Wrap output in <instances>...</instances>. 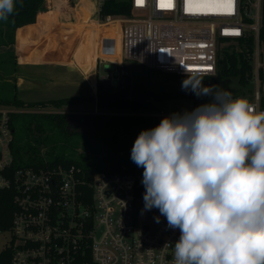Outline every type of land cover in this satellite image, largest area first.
I'll return each instance as SVG.
<instances>
[{"label":"built area","instance_id":"2783aa9c","mask_svg":"<svg viewBox=\"0 0 264 264\" xmlns=\"http://www.w3.org/2000/svg\"><path fill=\"white\" fill-rule=\"evenodd\" d=\"M262 1L233 0L228 10L222 0H171V7L169 0H129V16L102 17L103 0H97L94 46L104 56L120 49L114 59L95 56L113 67L100 82L124 84L127 62L178 76H213L222 42L253 35L252 92L234 96L250 97L264 111L258 74ZM27 111L0 105V189L10 190L15 203L10 228L0 230L4 248L12 250L10 264H171L180 231L168 228L156 208L141 214L140 174L97 172L90 180L75 164L15 166L12 115ZM145 116L160 122L170 115Z\"/></svg>","mask_w":264,"mask_h":264},{"label":"clouds","instance_id":"9594fccd","mask_svg":"<svg viewBox=\"0 0 264 264\" xmlns=\"http://www.w3.org/2000/svg\"><path fill=\"white\" fill-rule=\"evenodd\" d=\"M15 9L16 0H0V21ZM181 88L210 100L135 139L141 214L156 208L179 229L171 264H264V111L199 74Z\"/></svg>","mask_w":264,"mask_h":264},{"label":"trees","instance_id":"16d2710c","mask_svg":"<svg viewBox=\"0 0 264 264\" xmlns=\"http://www.w3.org/2000/svg\"><path fill=\"white\" fill-rule=\"evenodd\" d=\"M49 1V2H48ZM61 2L66 0H46V5L49 3L50 8L53 4L61 6ZM22 3V7L20 6ZM70 4L71 3H66ZM81 5H74V9L80 11L83 14L84 26H89L91 17L97 8V0H81ZM45 6V0H16L15 12L9 17L8 21H0V47H10L16 44V38H18V53L21 49H30L29 44L32 43V37L38 33H45L49 35L52 43L57 44L59 47H63L61 44V36L66 33H74L72 24L67 23L66 17L61 14V21L53 18L57 13V10L50 11V17L44 22L34 20L38 12L42 11ZM100 14L105 17L109 14H131V6L129 0H103ZM39 15V14H38ZM85 15V16H84ZM65 22V23H64ZM61 25H56V24ZM92 24H95L93 22ZM54 26V27H53ZM59 26V27H56ZM86 26V27H87ZM85 28V27H84ZM47 30V31H46ZM92 36V35H91ZM48 37V36H47ZM92 37L90 39V52L93 56L102 55V52L98 50H92L94 43ZM49 43V42H48ZM260 43V60L264 61V0L262 1V18L259 32ZM50 44V43H49ZM72 47V54H58L55 49L49 48L52 54L49 53V61L61 63H73L74 56L80 47ZM71 48V49H72ZM116 49L114 51L105 53V56H116L119 53ZM69 52V51H68ZM71 53V52H70ZM101 53V54H100ZM112 53V54H111ZM254 53H255V37L248 35L246 38H241L236 42H231L226 48L218 51V63L217 72L213 76H202L205 84L218 85L220 88L225 89L232 93V95H247L252 92V86L254 81ZM264 64V63H263ZM18 72V64L16 55L14 52H6L0 54V105L12 104L18 108H30L36 106H52L60 108L64 104H70L80 101L95 100L100 112H107L110 110H122L128 112L127 114H94L89 115L90 128L88 131H84L85 140L88 143V150L90 152H96L100 149V140L104 144V148L113 154L117 155L110 163V167L103 172H126V173H138L141 175V179L137 183L136 194L143 196L145 188L142 181L143 168L138 167L131 160V149L135 139L142 130L151 129L158 125V120L152 119L146 120L147 116L138 114H130V112L139 111H156V101L165 99L166 97L186 95L196 97L191 92L183 91L182 88L173 91L171 94L154 92L152 90H141L138 85L131 86L129 80L125 86H121L113 93L112 89L106 88L102 82L98 84V94L96 97L93 95L90 97L74 96L70 98L50 100L49 102H32L26 103L23 99L18 97L17 84L14 79L15 74ZM259 80L264 84V67L259 68ZM174 75V74H172ZM178 76V75H177ZM234 77L237 78L239 88H227L221 85V81L225 78ZM5 91V95L9 92L12 94L11 100L5 99L2 96V92ZM262 91V90H261ZM8 96V95H7ZM10 97V96H9ZM261 106L264 108V91L261 96ZM18 114L12 115V128L15 131L14 119ZM69 114L62 112L47 113L43 112L42 117L38 121L27 119L24 121L22 128L28 133L32 134L34 138L39 135H45L47 138L52 132H58L69 137L72 132L67 128V119ZM15 166H44L46 164H62L63 166H69L75 164L82 167L86 171V176L91 180L92 176L100 171V165L98 167H90L88 163H82L79 160L69 158L64 153L56 154L52 159L48 158V154H52L51 148H39L33 142H21L18 141L13 144ZM126 153L129 155L126 157ZM15 211L14 196L10 190L0 189V230L6 231L10 228L12 218ZM12 256V250L10 247H6L0 250V264H10Z\"/></svg>","mask_w":264,"mask_h":264},{"label":"rangeland","instance_id":"374dc122","mask_svg":"<svg viewBox=\"0 0 264 264\" xmlns=\"http://www.w3.org/2000/svg\"><path fill=\"white\" fill-rule=\"evenodd\" d=\"M76 0H70L69 3L71 5L66 4L65 2H61V6H57V4H53L52 8H50V4L45 0V6L39 15H36L34 20L38 19L39 21L44 22L49 19L50 11L57 10V13H62L66 19L67 23L73 22L72 26L74 29V33H66L61 36V44L63 47L57 46L51 42L49 38V33H38L36 36L32 37V43L29 44L30 49L27 51H22L19 53L21 57L20 61L24 64L27 62H50L48 61V54L51 53L49 48L55 49L58 54H72L73 48L78 47V44L81 43L77 52L74 56L73 63H61V66L49 67V66H36V67H25L19 69L17 72V81L19 82L17 85L18 97L23 99L27 104L32 102H49L50 100L70 98L74 96H85L90 97L98 94V84L102 76L107 73L109 70H113V67L108 64L100 63L93 56V54L89 50L88 41V53L91 57L89 62L79 63L76 59L78 52L81 50L83 43L89 38V40L93 37L94 39L97 37L98 33L97 26L92 23L97 18L96 10L94 11L91 22L89 26L83 24V14H80V11L74 9V5L78 4L83 6V4L79 2H75ZM49 2V1H48ZM88 6V5H85ZM127 15V14H122ZM61 14L56 15L53 18H56L55 22L61 21ZM85 16V15H84ZM129 16V15H127ZM55 23V24H56ZM65 23V22H64ZM61 25V24H56ZM63 26V25H61ZM87 26V27H86ZM54 27V26H53ZM59 27V26H56ZM85 27V28H84ZM47 31V30H46ZM99 32V31H98ZM92 35V36H91ZM48 36V37H47ZM86 37V39H85ZM98 38V37H97ZM50 44H49V43ZM95 42V40H94ZM231 42L223 41L220 47V50L226 48ZM72 48V49H71ZM95 46H93L92 50L95 51ZM69 51V52H68ZM264 51V49L262 50ZM71 52V53H70ZM87 52L83 53V59H85ZM109 58H115L114 56H109ZM87 59V58H86ZM264 63V61H263ZM104 64V65H103ZM126 69L128 70L127 75L124 77V84H117L114 86L113 93L118 90L121 86H125L127 80H129V84L131 86L138 85L141 90H152L156 93L162 92L171 94L173 91H177L181 89L182 82L187 79L188 76H177L172 74H167L160 72L154 69H148L144 66H141L135 62H127ZM264 67V64H263ZM16 81V79H15ZM221 85L227 88H239V83L237 78L229 77L225 78L221 81ZM260 89L264 91V84H260ZM2 96L6 97L5 99L11 100L12 94L7 93L5 95V91L2 92ZM8 95V96H7ZM10 96V97H9ZM235 98V96H233ZM247 98L251 102L250 97ZM197 99V106L207 103L210 100V97H192L186 95H178L166 97L165 99L158 100L155 102L157 109L156 111L149 112H158L162 114L171 115L174 112H183L184 110L191 111L194 109V100ZM11 108H15L16 106L12 104L5 105ZM27 112H23L18 114V116L14 119V136H15V144L18 141L27 143L33 142L39 148H51L52 154H48V158L52 159L54 155L64 153L69 158H73L81 161L82 163H88L90 167H98L100 165V171L103 172L110 167L111 161L117 156L121 154H113L107 151L104 148L103 142L100 140V149L96 152L87 151L88 143L85 140L84 132H73L69 135V137L60 134L58 132H52L47 138L44 139L45 135H39L37 138H34L32 134L28 133L26 130L22 128V125L25 120L31 119L33 121H38L42 117L43 112L53 113V112H62L65 114H73V115H94V114H108V115H117V114H127L128 112H123L122 110H110L107 112H100L99 107L95 100L88 101H80L74 102L70 104H64L60 108H55L52 106H36L30 107ZM148 113L147 111H139V112H130V114H140L145 116ZM146 120H152L154 117L147 116ZM155 120V119H154ZM129 153H126V157ZM122 156V155H121ZM7 239L0 235V250L4 249Z\"/></svg>","mask_w":264,"mask_h":264},{"label":"crops","instance_id":"0c3cea01","mask_svg":"<svg viewBox=\"0 0 264 264\" xmlns=\"http://www.w3.org/2000/svg\"><path fill=\"white\" fill-rule=\"evenodd\" d=\"M76 1L81 3V0H76ZM94 1H96V0H94ZM69 2H70V0H66L65 3H69ZM41 12L42 11L38 12V14ZM72 24H73V22H72ZM85 39H86V37H85ZM87 41H88V46H89V50H90V40H89V38H87V40L83 43V46H82L81 50L78 52L77 57H76L77 61L81 64L86 63V61L89 62L91 60V57L89 56V53H88ZM27 50L28 49L23 48L19 51V53L22 51H27ZM6 52H14L15 53L17 64H18V70L22 69L23 66H24L23 68H25V67H36V66H49V67L61 66V67H63L61 64L54 62V61H52V62H27L26 64L25 63L23 64L21 62L22 60L20 61L21 57L19 56V53H18V38H16V44L15 45L10 46V47H0V54L6 53ZM84 52H87L85 59H83V57H84L83 53ZM106 57H109V56H106ZM48 61H49V54H48ZM14 79H16V84L18 85L19 82L17 81V73L15 74Z\"/></svg>","mask_w":264,"mask_h":264},{"label":"flooded vegetation","instance_id":"af4514ba","mask_svg":"<svg viewBox=\"0 0 264 264\" xmlns=\"http://www.w3.org/2000/svg\"><path fill=\"white\" fill-rule=\"evenodd\" d=\"M112 90L114 88H111ZM89 115H73L70 114L67 119V128L70 132H84L88 131L90 128V118Z\"/></svg>","mask_w":264,"mask_h":264},{"label":"snow or ice","instance_id":"6c2138e0","mask_svg":"<svg viewBox=\"0 0 264 264\" xmlns=\"http://www.w3.org/2000/svg\"><path fill=\"white\" fill-rule=\"evenodd\" d=\"M142 2H143V0H138V3H142ZM168 6L171 7V0H169ZM220 6L226 8L228 10H232L233 0H222Z\"/></svg>","mask_w":264,"mask_h":264},{"label":"water","instance_id":"95a60500","mask_svg":"<svg viewBox=\"0 0 264 264\" xmlns=\"http://www.w3.org/2000/svg\"><path fill=\"white\" fill-rule=\"evenodd\" d=\"M106 88H108L109 90L111 89V85L110 84H106ZM194 107H197V99L194 100Z\"/></svg>","mask_w":264,"mask_h":264}]
</instances>
